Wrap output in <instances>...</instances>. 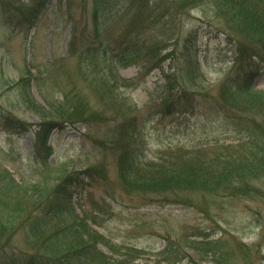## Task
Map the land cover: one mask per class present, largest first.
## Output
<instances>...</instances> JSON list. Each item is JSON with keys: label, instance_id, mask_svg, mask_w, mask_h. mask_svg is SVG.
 Listing matches in <instances>:
<instances>
[{"label": "rangeland", "instance_id": "obj_1", "mask_svg": "<svg viewBox=\"0 0 264 264\" xmlns=\"http://www.w3.org/2000/svg\"><path fill=\"white\" fill-rule=\"evenodd\" d=\"M8 1L13 0H0V106L22 122L31 121L36 125L22 132L5 130L0 124V173L9 175V180L12 178L24 191L33 184L52 187L70 174L94 167L85 178L86 183L75 192L74 213L61 220L60 226L74 220L87 221L92 234H86L87 237L98 233L111 240L114 251L103 243L97 245L108 255L115 254L126 260L127 264H169L171 261L174 264H264L263 192L252 198L217 197L207 211L179 203L163 204L156 200L150 203V196L141 198L136 184L124 180L116 153L98 142L103 138L105 126L96 127L100 120L93 124L65 123L64 127L51 130L49 142L53 149L46 164L36 162L31 154L34 131L43 117L31 100L27 102L22 97L20 85L23 83L20 82L30 76L28 71L33 73L29 77L30 88L46 113H56L52 104L57 106L65 94H79L96 110L100 108L106 113H120L128 106L131 110L136 108L144 128L147 160L156 158V162H168L178 156L171 151L236 143L237 134L226 131L219 119L184 113L180 108L163 118L157 112L160 108L156 104L168 98L165 94L168 78L163 72H173V78L186 75L188 62L184 52H189L190 61L197 62L202 79L212 88L233 70V52L228 49L227 41L211 32L209 26L202 25L196 16L200 11L193 9L184 19L188 25L191 20L200 23L194 49L186 51L182 46L185 32L180 39L176 35L170 41L157 26L142 35L140 63L122 65L111 61L113 64L107 67L105 63L85 67L87 59L80 56L81 42L79 45L76 42L72 51L70 41L74 29L83 43H87L85 37L91 41L98 36L89 10L77 3H85L86 9H90L86 0L84 3L77 0L71 5L68 0H49L42 9H35V0H15L11 6ZM98 21L99 36L104 40L109 37L112 45H119L126 37L127 23L122 16L102 13ZM153 55L158 60L159 56L166 55L161 67L150 68ZM96 78L112 84L115 103L102 100L103 85ZM251 85L264 91V70L258 72ZM57 108L62 110L61 106ZM56 116L51 118L57 119ZM120 119L121 115L111 117V123ZM260 180L254 182L264 189V178L262 183ZM23 235L16 236V244L29 249ZM203 239L211 241L214 250H202L204 244L195 247L194 241ZM247 252L250 263L246 261Z\"/></svg>", "mask_w": 264, "mask_h": 264}, {"label": "trees", "instance_id": "obj_2", "mask_svg": "<svg viewBox=\"0 0 264 264\" xmlns=\"http://www.w3.org/2000/svg\"><path fill=\"white\" fill-rule=\"evenodd\" d=\"M35 1V9H42L49 2ZM74 1L77 0H68V4ZM13 3L15 0L7 2L10 6ZM77 3L89 10L98 35L91 41L85 37L87 43H83L73 30L71 49L74 50L76 42L78 45L81 42L80 56L87 59L85 67L90 64L104 66L105 63L107 67L113 63H140L142 35L157 26L170 41L176 35L180 39L185 32L181 38L182 46L186 51L194 49L200 23L191 20L188 25L184 19L193 9L199 10L200 14L196 16L202 25L209 26L211 32L227 41L228 49L233 52V70L212 88L202 79L197 62L190 61L189 52H184L188 62L186 75L175 74L177 77L173 78V72H163L168 78L165 85L168 98L156 104L160 108L157 112L163 118L180 108L179 111L184 113L188 111L210 120L219 119L226 131L237 134L238 140L182 152L171 151L178 156L168 162L161 160L159 163L156 158L147 160L144 156V128L136 108L131 110L128 106L120 113H106L100 108L96 110L79 94H65L57 105L62 110L52 104L56 113L48 114L33 95L29 78L33 73L28 71L30 76L20 82L23 83L20 85L22 97L27 102L31 100L43 117L34 131L36 139L31 154L36 162L46 164L52 153L51 130L79 121L93 124L100 120L96 127L105 126L102 128L103 138L98 142L116 153L122 164L124 180L136 184V190L142 193L141 198L150 196V203L152 200L163 204L179 203L207 211L211 202H216L220 196L231 199L261 196L264 189L254 181H263L264 178V91L253 89L251 81L264 70V0H86L90 9H86L85 3ZM102 13L122 16L127 23L126 37L119 45H112L109 37L104 40L99 36L101 25L98 20ZM96 39L100 42L96 43ZM165 56H159L158 60L153 55L150 68L161 67ZM96 79L103 85L102 100L115 103L116 92L112 84L103 78ZM54 115L58 118H51ZM119 115L121 119L111 123V117ZM0 124L5 130L19 129L22 132H28L36 125L31 121L22 122L1 106ZM93 168L70 174L52 187L33 184L24 191L12 178L9 180V175L0 173V264H127L126 260L115 257V254L108 255L97 245L103 243L114 251L111 240L98 233L87 237L86 234H91L87 221L74 220L60 226L61 220L74 213L75 192L86 183L85 178ZM52 222L56 223L55 227ZM19 233H24L22 238L30 245L29 249L16 244ZM193 244L195 247L204 244L202 250H214L215 247L204 239ZM248 253L246 261L250 263Z\"/></svg>", "mask_w": 264, "mask_h": 264}]
</instances>
